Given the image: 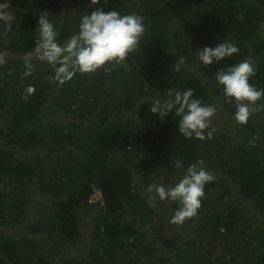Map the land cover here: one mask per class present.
I'll use <instances>...</instances> for the list:
<instances>
[{
  "label": "trees",
  "instance_id": "obj_1",
  "mask_svg": "<svg viewBox=\"0 0 264 264\" xmlns=\"http://www.w3.org/2000/svg\"><path fill=\"white\" fill-rule=\"evenodd\" d=\"M7 2L21 9L11 28L0 21V53L12 54L0 64V264H264V121H256L257 111L247 124L237 123L234 104L212 75L250 60V83L264 88V0H86L77 10L81 17L96 8L135 13L144 17L145 32L122 64L77 73L63 84L43 61H27L33 67L26 74L24 55L38 39L40 13L48 12L61 43L78 31L79 15L71 25L66 13L57 24L63 0H0ZM224 41L239 52L216 65L196 63L197 48ZM179 58L185 63L177 68ZM171 88H191L218 108L222 122L204 133L212 132L211 139H186L179 117L162 121L150 112L152 99H166ZM113 154L124 161L110 159ZM197 159L215 179L205 186L197 215L184 223L202 217L184 233L170 222L176 202L171 214L152 217L159 210L147 202V187H167L173 163L187 169ZM95 189L103 199L91 203ZM86 213L97 214L90 249L72 255L89 231L79 226ZM17 222L23 232L6 234Z\"/></svg>",
  "mask_w": 264,
  "mask_h": 264
},
{
  "label": "clouds",
  "instance_id": "obj_2",
  "mask_svg": "<svg viewBox=\"0 0 264 264\" xmlns=\"http://www.w3.org/2000/svg\"><path fill=\"white\" fill-rule=\"evenodd\" d=\"M82 4L85 2H81L79 6ZM6 9V4H0V21L11 28V16ZM37 27L39 36L33 52L26 55V74H30L33 67L27 61L35 55L54 69L52 79L60 84L70 81L77 73H95L105 65L122 64L131 53L139 50L145 32L143 16L135 13L122 15L119 11H104L102 8L83 15L78 31L63 43L58 40L57 27L49 19L47 11L40 13ZM238 52L239 48L228 41L215 47L204 46L196 49V63L204 67L216 65ZM5 62V54L0 53V64ZM184 63V59L179 58L177 68ZM254 74L255 67L250 60L212 73L226 100L234 104L236 111L233 118L241 125L247 124L250 116L259 111V108H264V105L256 106L257 101L264 98V88H257L250 83ZM33 91L32 87L28 89L29 93ZM149 110L162 121L170 115L179 117V133L186 139L202 141L212 138V132H208L207 136L204 133L211 126L218 108L196 98L191 88H171L166 99L153 98ZM175 166L183 169V161L177 160ZM214 179V174L205 167L204 160L197 159L188 165L185 174L175 185L166 187L161 183L150 184L147 187L148 202L153 207L157 201L176 202L178 207L170 222L181 224L197 215L205 196V186Z\"/></svg>",
  "mask_w": 264,
  "mask_h": 264
},
{
  "label": "rangeland",
  "instance_id": "obj_3",
  "mask_svg": "<svg viewBox=\"0 0 264 264\" xmlns=\"http://www.w3.org/2000/svg\"><path fill=\"white\" fill-rule=\"evenodd\" d=\"M6 1H9V0H6ZM81 2H85L86 3V0H79L78 2H77V0L76 1H74V0H63V14H62V17L60 19H57V24H61L62 23L63 15L66 14V13H70V23H71V25H72V23H74L75 20H77L75 18V16H77V14L79 15V17H78V21H79L80 18H82V17L80 16L81 13L77 12V10L80 11V9H81L80 7L81 6L80 7H78V6H79V4ZM11 3L13 4V2H9V3L7 2L5 4L7 5V9H8V12H9V14L11 16V20H12L13 16L21 8H20L19 5L17 7H14ZM84 7H85V4H84ZM2 30H3V28H0V31H2ZM9 53L10 52L8 50L5 52V54H9ZM26 55H24V58H25L24 60H26ZM28 61L41 62V60H39L35 55H33ZM13 79L14 78H8L7 81H12ZM1 86L2 85H0V87ZM261 103H262L261 105H264V102L263 101H261ZM4 111H5L4 108L1 106L0 107V116H1L2 112H4ZM255 115H257V117H258L256 119V121L262 123L264 121V108H259L258 113H256ZM127 116L128 117H132V115L130 113H127ZM220 118H222V115L215 116L214 119L212 120L211 126H213V124L218 123L219 121L222 122V119H220ZM211 128H213V127H211ZM228 128L229 127H226L225 126L221 130H222V132H224ZM214 130H219V129L218 128L217 129H213V131ZM230 132H231L230 133L231 134L230 136L233 139H235L238 136V134L235 135V133H236V127H232V129H231ZM223 138L224 139H228L227 137H223ZM144 156H145V154L142 151H140V155L136 159V165H135L134 168H138V170H139V168L143 164L142 160H143ZM122 157H123V154H118V155L113 154L110 159H115L116 161H124V157L123 158ZM111 162H113V160H110V163ZM173 164H175V163H173ZM210 164H211L212 167L214 166L212 162ZM185 171H186V169H184V168L183 169H177L175 167V171H174V173H172V176H167V184H166L167 187H170V186L175 185L179 181V179L185 174ZM220 174L223 175L222 177L224 179L228 178V177H225V175L222 172ZM167 175H169V174H167ZM165 178H166V175L164 176V180H165ZM45 201H47V198H45ZM148 201H149V196H147V202ZM212 202H214V199L212 200ZM173 203L174 202H170V201H165V202H159V201H157L155 207H156V209L158 208L159 213L157 211H153L152 210V217L153 218L156 217V220H159L160 219V216L164 218V217H166V215L171 214L170 207H173V205H172ZM164 204H165V206L164 207H161ZM30 213L31 212L28 211V214H30ZM96 215H97L96 213H90V214L86 213V214H84V215L81 216L80 223H79V226H80L81 230H84L85 228H88L89 231L87 233H83L82 234L81 241H80L79 244H76L74 246L72 255L73 254H78V253L79 254H81V253L87 254V252L89 251V249H90V247L88 246V244L90 243L89 242V233H91V228L94 225L95 216ZM30 217L31 218L29 219V222L28 223L29 224H33L35 222V218L33 217V215H30ZM201 217H202V215L201 214H198V216H197V218L195 220V223L198 222ZM257 222H258V220H257ZM195 223L192 222V221H188V222H185V223L183 222L181 224H176V227L177 228L180 227L181 230H182V232H184V233L185 232L186 233H189L190 230H192L193 228H195V226H196ZM173 225H174V223H173ZM19 226H20V223L19 222L15 223V224H12V226L9 228L10 231H8L7 229L5 230V231H7L6 234L19 236L20 233L23 232L22 229H20ZM189 236H191V234H189ZM137 253H139V251ZM168 255L169 256H175L174 252H169ZM144 257L147 258L146 256H144ZM143 260H144V258L140 262H143ZM152 264H161V263L156 261V262H152Z\"/></svg>",
  "mask_w": 264,
  "mask_h": 264
},
{
  "label": "built area",
  "instance_id": "obj_4",
  "mask_svg": "<svg viewBox=\"0 0 264 264\" xmlns=\"http://www.w3.org/2000/svg\"><path fill=\"white\" fill-rule=\"evenodd\" d=\"M103 199L102 192L99 190H95L90 198L91 203H97Z\"/></svg>",
  "mask_w": 264,
  "mask_h": 264
}]
</instances>
